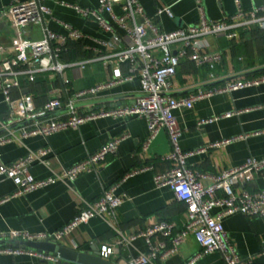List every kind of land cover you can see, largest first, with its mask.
Masks as SVG:
<instances>
[{
    "label": "crops",
    "instance_id": "1",
    "mask_svg": "<svg viewBox=\"0 0 264 264\" xmlns=\"http://www.w3.org/2000/svg\"><path fill=\"white\" fill-rule=\"evenodd\" d=\"M10 0H0V7ZM78 2L85 6H96L99 0H65ZM145 11L155 16L161 27L172 30L180 26L196 23L204 14L211 19H222L236 13L239 7L249 10L264 0H140ZM51 14H45L42 25L33 28L34 37L42 35V27L47 26L63 32L59 19L68 21L86 33L85 38L69 40V51L65 59H80L100 55L110 49L104 47L102 40H112V32L102 29L92 17H84L74 8L64 5L60 0H47ZM170 5L173 16L159 8ZM16 29L7 21L0 22V60L11 50L15 41ZM210 48L221 47L223 59L215 67L219 79L206 81L210 67L197 66L191 61H183L172 79V93L187 96L201 85L223 83L236 77L252 76L264 72V32L256 26L241 30L240 39L205 38ZM127 65L115 62L106 65L102 60L89 62L76 76L69 70L71 82L63 84L61 76L54 71L37 74L32 83H24V91L33 94L37 104H42L57 93V87H65L64 97L71 93L113 78L125 76ZM138 76L131 80L114 84L100 91L94 98L81 105V110L112 107L130 103L140 92ZM8 105L0 92V116H6ZM226 112H233L226 116ZM179 124L185 128L180 144L183 149H195L212 141L233 138L224 144L196 152L188 158V163L196 170L218 172L224 168L241 164L247 157H264V84L247 86L233 91L215 93L209 97L195 100L192 107L174 109ZM215 119L198 125L201 118ZM128 132L117 152L111 154L98 169L80 173L73 180H58L47 186L25 193H15L16 184L12 178H0V232L10 229H25L30 232L57 230L69 222L86 204L98 198L105 189L115 186V193L125 195V200L116 209L115 228L106 217L95 215L76 227L72 232L58 240L77 249L91 246L102 249L120 232L130 235L161 220L175 223L181 228L187 219L186 203L176 198L169 186H157L154 180L156 171L166 169L169 162L162 160L171 144L165 130L143 149L148 134L147 121L143 116L112 117L100 116L85 121L77 128H67L48 135H29L22 140L5 142L0 145V163L11 162L31 149L42 146L52 148L50 165L35 163L31 167L36 177H46L65 166L84 158L89 152L98 149L108 140ZM152 165V168L143 166ZM143 168V169H140ZM257 190L264 188V171L256 173L251 179L236 186L242 189ZM215 207L213 211H218ZM223 225L241 257H252V264H264V216H249L242 212L228 214ZM0 245H16L3 238ZM157 240L158 237H155ZM37 250L30 246H25ZM144 237L140 236L122 246L109 259L124 263L126 258L146 251ZM202 246L196 236L189 235L178 250L164 260H153L149 264H185ZM0 264H59L45 262L34 254L0 253ZM69 264H83L70 261ZM193 264H224L220 251H212L200 256Z\"/></svg>",
    "mask_w": 264,
    "mask_h": 264
},
{
    "label": "built area",
    "instance_id": "2",
    "mask_svg": "<svg viewBox=\"0 0 264 264\" xmlns=\"http://www.w3.org/2000/svg\"><path fill=\"white\" fill-rule=\"evenodd\" d=\"M60 2L74 8L84 17L94 18L102 29L112 32L111 41L102 40L104 47L110 50L88 58L65 59L64 54L70 48L69 40L85 38L86 33L72 23L59 19L63 32L43 26L41 37H34V26L42 25L45 14H51L47 0H10L0 7V22L7 21L16 29L15 41L9 54L0 60V92L4 94L8 105L7 115L0 116V145L20 141L29 135H48L70 127L77 128L85 121L100 116H143L148 127L143 149L149 148L162 130L168 134L171 148L162 155V160L169 162V165L162 171H156L154 180L157 186H169L176 198L186 203L187 219L179 229L175 228L174 222L161 220L130 235L120 232L114 240L102 246V256L109 257L125 244L142 236L147 242V250L129 256L123 264H149L156 259L164 260L176 252L187 236L192 234L202 249L185 264H193L203 254L216 250L222 253L224 264H252V257L243 258L238 253L224 228L223 218L235 212L264 216V188L253 191L244 188L239 192L235 189L238 184L264 171V157L249 156L241 164L214 173L194 169L188 163L191 155L238 137L212 141L195 149H183L180 138L185 128L179 124L174 109L192 107L195 100L215 93L264 84V72L236 77L223 83L201 85L187 96L172 93V79L183 61H191L197 66L208 65L210 71L206 81L219 79L215 67L223 59V50L219 46L210 48L206 36L211 35L214 39H240L244 28L257 26L264 30V3L249 10L239 7L236 13L222 19L208 18L201 7L202 15L198 22L165 30L155 16L146 13L140 0H99L96 6L65 0ZM162 12L174 15L170 5L159 8L156 16ZM95 59L102 60L106 65L125 63L128 72L125 76L79 89L66 98L65 87L58 86L57 93L42 104L36 103L31 92L24 91V83L34 82L37 74L44 71L58 73L63 84L67 85L72 79L69 70L80 76L86 65ZM136 76L140 78L141 89L132 102L81 110V105L100 91ZM232 113L226 112L225 115ZM213 119L201 118L198 125ZM129 135L123 132L84 158L46 177H36L31 167L35 163L50 165L52 148L42 146L31 149L11 162L0 163V178H12L17 194L58 180H73L82 172L98 169L109 155L117 152L119 143ZM114 189L115 186H111L95 200L87 201L69 222L57 230L30 232L10 229L0 232V238L58 241L95 215L106 217L115 228L116 209L126 196L115 193ZM215 207H219L218 211H213ZM0 253L34 254L45 262L59 260L56 255L11 244L0 245Z\"/></svg>",
    "mask_w": 264,
    "mask_h": 264
},
{
    "label": "water",
    "instance_id": "3",
    "mask_svg": "<svg viewBox=\"0 0 264 264\" xmlns=\"http://www.w3.org/2000/svg\"><path fill=\"white\" fill-rule=\"evenodd\" d=\"M4 241L5 239L0 238V243ZM9 243L30 246L39 251L56 255L59 258V264H69L70 261L83 264H123L102 256L101 249L95 246L88 249H77L55 240L10 239Z\"/></svg>",
    "mask_w": 264,
    "mask_h": 264
},
{
    "label": "trees",
    "instance_id": "4",
    "mask_svg": "<svg viewBox=\"0 0 264 264\" xmlns=\"http://www.w3.org/2000/svg\"><path fill=\"white\" fill-rule=\"evenodd\" d=\"M257 27V26H256ZM259 28V27H258ZM260 29V28H259ZM261 30V32H264V30L263 29H260Z\"/></svg>",
    "mask_w": 264,
    "mask_h": 264
}]
</instances>
